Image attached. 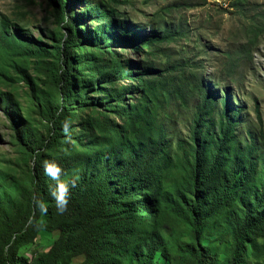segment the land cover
<instances>
[{
  "label": "trees",
  "instance_id": "trees-1",
  "mask_svg": "<svg viewBox=\"0 0 264 264\" xmlns=\"http://www.w3.org/2000/svg\"><path fill=\"white\" fill-rule=\"evenodd\" d=\"M69 1L47 0L58 29H65L50 49L23 39L17 29L0 38L8 66L22 67L19 76L31 86L46 132L36 145L31 123L18 131L22 154L31 160L30 183L0 184V264H27L19 250L39 231L56 237L34 264H72L77 257L85 264H154L157 254L171 264H259L264 160L258 171L255 146L236 144L238 114L226 93L222 113L213 119L214 93L197 85L200 103L189 143L167 156L162 114L169 97L184 102L175 77L184 68L159 70L148 62L151 46L159 49L181 35L179 25H165L170 6L156 14L158 27L140 36L108 3L72 0L84 6L71 13ZM241 1H233L235 9ZM111 44L148 64L125 70ZM30 59L44 68L52 94L30 84L23 65ZM135 90L138 96L131 97ZM75 124L78 133L68 141Z\"/></svg>",
  "mask_w": 264,
  "mask_h": 264
},
{
  "label": "rangeland",
  "instance_id": "rangeland-1",
  "mask_svg": "<svg viewBox=\"0 0 264 264\" xmlns=\"http://www.w3.org/2000/svg\"><path fill=\"white\" fill-rule=\"evenodd\" d=\"M86 1L92 6L110 4L140 36L156 29V14L170 6V13L161 16L171 29L179 25L181 35L159 45V49L151 46L153 55L148 62L159 70L173 65L184 68L183 73L175 75L184 91V102L169 97L162 114L168 157L179 155L189 143L192 118L200 103V92L196 90L200 83L214 93L209 111L213 119L222 113L226 93L229 109L238 114L235 142L241 149L250 143L255 146L258 171L261 169L260 163L264 160V0H242L238 9L232 5L234 0H119L123 3L119 5L108 0ZM83 6L71 0L67 11L80 12ZM81 23L85 28L91 26L86 19ZM16 29L23 34V39L39 42L48 49L60 34H65V29H58L47 0H0V38L14 35ZM111 48L127 71L137 72L148 64L143 62V56L120 44H111ZM7 62L6 54L0 49V173L4 177L0 184L15 182L24 188L30 183L31 160L22 154L18 131L24 123H31L39 136L38 145L46 137L45 121L32 98L31 86L19 76L22 67L12 69ZM23 65L34 89L53 93L48 90L44 68L36 67L33 59ZM136 96L135 90L131 97ZM1 97L7 101L3 102ZM10 104L17 106L9 108ZM78 130L75 124L68 141ZM55 237V232L39 231L31 242L21 247L19 255L27 257V264H34L36 254L45 251ZM224 242L228 245V238ZM255 254L258 263L264 264V240H258ZM246 256L254 260L249 249ZM72 264L85 263L82 257H77ZM154 264L171 263L157 254Z\"/></svg>",
  "mask_w": 264,
  "mask_h": 264
}]
</instances>
